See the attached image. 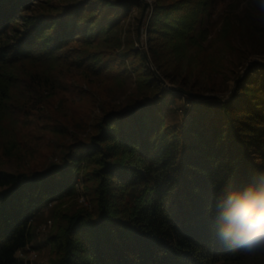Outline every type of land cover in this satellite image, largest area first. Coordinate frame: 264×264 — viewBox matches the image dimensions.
Wrapping results in <instances>:
<instances>
[{"label":"trees","instance_id":"1","mask_svg":"<svg viewBox=\"0 0 264 264\" xmlns=\"http://www.w3.org/2000/svg\"><path fill=\"white\" fill-rule=\"evenodd\" d=\"M213 2L157 0L147 30L152 60L169 81L178 66L165 56L200 45L196 33L205 37L198 27ZM136 5L142 1L0 0V122L16 93L27 99L54 87L66 65L88 77L133 72L153 91L105 109L60 162L11 172L0 158V264H28L19 253L34 240V222L49 204L76 196L80 180L95 209L61 216L48 238L50 264H264V255L226 249L208 212L219 187L264 171V63L238 78L230 99L190 98L180 122L176 90L191 92L164 88L131 38L121 49L119 29Z\"/></svg>","mask_w":264,"mask_h":264},{"label":"rangeland","instance_id":"2","mask_svg":"<svg viewBox=\"0 0 264 264\" xmlns=\"http://www.w3.org/2000/svg\"><path fill=\"white\" fill-rule=\"evenodd\" d=\"M141 1L142 5L132 7L119 29L121 49L131 38L133 47L146 53L148 63L156 70L147 26L157 0ZM240 5L241 0H214L198 27L206 31H202L205 37L196 33L200 45L188 44L183 53L165 56L171 60L169 68L178 66L175 82L156 70L164 88L182 86L191 92L176 90L181 104L177 107H182L177 112L180 122L188 118L190 98L230 99L238 78L251 70L256 72V65L264 63V25L251 12H241ZM118 53L121 55L120 50ZM55 78L54 87L44 86L40 89L43 93L26 95L27 99L16 93L14 111L0 122L2 169L33 170L60 162L69 145L86 140L92 134L93 124L105 109L128 107L134 100L142 101L153 94L149 87L139 83L133 72L122 79L115 72L88 77L82 68L73 64L64 66ZM77 188L76 196L49 204L34 222V240L26 251L19 253L28 264H50L54 255L48 238L56 231L58 222H62L63 214L81 207L95 209L85 182L80 180Z\"/></svg>","mask_w":264,"mask_h":264},{"label":"clouds","instance_id":"3","mask_svg":"<svg viewBox=\"0 0 264 264\" xmlns=\"http://www.w3.org/2000/svg\"><path fill=\"white\" fill-rule=\"evenodd\" d=\"M241 12H251L264 25V0H241ZM208 212L216 238L229 251L264 255V171L247 184L225 183L211 196Z\"/></svg>","mask_w":264,"mask_h":264}]
</instances>
